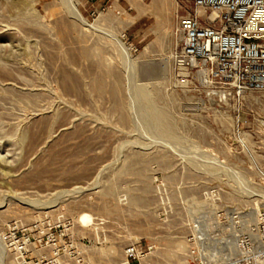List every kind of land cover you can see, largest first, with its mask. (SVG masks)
Listing matches in <instances>:
<instances>
[{
  "label": "rangeland",
  "instance_id": "374dc122",
  "mask_svg": "<svg viewBox=\"0 0 264 264\" xmlns=\"http://www.w3.org/2000/svg\"><path fill=\"white\" fill-rule=\"evenodd\" d=\"M188 4L0 0V264H121L132 243L193 264L261 234L264 89L178 62Z\"/></svg>",
  "mask_w": 264,
  "mask_h": 264
},
{
  "label": "built area",
  "instance_id": "2783aa9c",
  "mask_svg": "<svg viewBox=\"0 0 264 264\" xmlns=\"http://www.w3.org/2000/svg\"><path fill=\"white\" fill-rule=\"evenodd\" d=\"M185 1L188 10L177 19L178 62L197 63L207 78L227 85L237 96L249 89H264V0ZM245 243L244 255L220 259L217 244L200 241L204 250L193 264H264V229ZM241 244L232 242L231 246L240 249ZM0 250L8 252L4 232L0 233ZM124 254L121 264H146L148 252L139 243L126 246Z\"/></svg>",
  "mask_w": 264,
  "mask_h": 264
},
{
  "label": "bare ground",
  "instance_id": "6f19581e",
  "mask_svg": "<svg viewBox=\"0 0 264 264\" xmlns=\"http://www.w3.org/2000/svg\"><path fill=\"white\" fill-rule=\"evenodd\" d=\"M180 38H181V36H180ZM142 92L143 91H141V93ZM142 94H144L145 95V98H146L145 92L142 93ZM152 114H153L154 123H155L156 127L158 128L157 130H160L164 134H171L172 133L171 131H172L173 125H172V122H171L168 114L165 112V110L163 111V110L158 109V108L157 109L156 108H153L152 109ZM109 253H113V250L112 251L110 250Z\"/></svg>",
  "mask_w": 264,
  "mask_h": 264
},
{
  "label": "crops",
  "instance_id": "0c3cea01",
  "mask_svg": "<svg viewBox=\"0 0 264 264\" xmlns=\"http://www.w3.org/2000/svg\"><path fill=\"white\" fill-rule=\"evenodd\" d=\"M130 1H131V0H126V2H128V3H129Z\"/></svg>",
  "mask_w": 264,
  "mask_h": 264
}]
</instances>
